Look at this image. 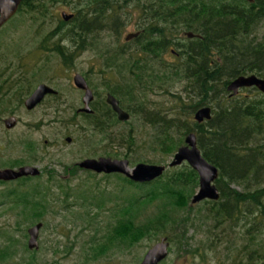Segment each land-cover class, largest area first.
Returning a JSON list of instances; mask_svg holds the SVG:
<instances>
[{
    "label": "trees",
    "instance_id": "16d2710c",
    "mask_svg": "<svg viewBox=\"0 0 264 264\" xmlns=\"http://www.w3.org/2000/svg\"><path fill=\"white\" fill-rule=\"evenodd\" d=\"M130 1L136 0H75L81 3V10L74 11L67 21L56 16L57 25L40 38L36 52L44 53L45 57L49 53L55 54L61 65L68 67L89 46L87 40L104 30L107 22L112 24V31L116 28L119 3ZM58 2L70 3L72 0H21L16 13H37L45 18ZM149 5L154 28L147 31L144 47L149 48L146 52L152 60L160 51L175 45L171 36L176 28L195 37L180 47L172 64L157 69L149 68L150 65L138 67L137 85L146 90L159 87L158 82L164 84L166 79L172 83L174 79L184 82L181 93L164 90L172 101L168 114L155 111L142 116L139 108L141 125L152 127L154 134L146 149L162 157L173 155L177 147L183 145L184 136L193 133L201 156L217 169L214 184L219 197L216 201H201L203 205L191 213L194 204L187 203L197 186V175L185 163L167 168L160 177L147 183H136L115 174L124 187L135 191L123 201L107 232L98 239L91 238L93 248L89 250L92 256L99 257L111 248L126 250L158 235H163L167 242L176 241L180 245L182 240L184 243L189 240L185 237L188 229L199 233L201 228L204 245L213 248L227 240L226 229L233 232L232 228L238 225L251 241V248L243 249L246 260L240 258L234 264H264V94L252 87L243 88L252 90L253 95L238 98L237 94L230 96L225 90L236 76L253 74L264 78V34L258 40L255 34L256 26L264 20V0H253L252 3L245 0H151ZM33 18L37 19L36 16ZM40 66L42 68L43 64ZM109 66L113 67L115 63H109ZM128 89L124 98L134 95L133 89ZM141 96L140 93L137 96L140 104L143 102ZM93 106L92 116L83 118L89 117L87 124L98 133L110 134V128L102 124L105 119L111 123L104 104L97 99ZM204 106L210 108V119L196 123L192 115ZM132 133L128 131V140H125L129 150L134 144ZM31 179L37 177H23L14 182L24 185ZM49 182L54 184L53 180ZM5 183L0 181V184ZM232 185L240 189H232ZM33 190L36 195L20 193L14 201L19 205L18 215L29 222L38 221L46 212L49 194L46 185L41 190L37 187ZM98 191L103 193V189ZM39 192L42 193L39 195ZM24 250L28 252L26 248ZM196 251L194 248L192 253ZM15 252L11 243L0 248V263H12Z\"/></svg>",
    "mask_w": 264,
    "mask_h": 264
},
{
    "label": "rangeland",
    "instance_id": "374dc122",
    "mask_svg": "<svg viewBox=\"0 0 264 264\" xmlns=\"http://www.w3.org/2000/svg\"><path fill=\"white\" fill-rule=\"evenodd\" d=\"M149 3L151 0L119 3L116 28L114 27L112 31V24L107 22L104 30L87 40L90 43L89 46L80 52L68 67H63L55 54L49 53L45 57L44 53L36 52L35 48L38 47L40 38L55 28L60 13L73 14L74 11L81 10V3H76L75 0L70 3H54L45 18L37 13L27 14L21 11L15 13L11 21L0 29V73H3V70L7 71V66H10V73H18V76L20 73L26 75V73H32L31 70L36 65L38 67L37 82L53 86L59 93L58 100L47 99L41 109H37L30 115L25 114L21 106L15 109L17 117H21L26 123L41 117L42 160L35 165L39 170L37 179L26 181L24 185L14 181L0 184V248L11 243L16 251L12 263L9 261L0 264H16V262L18 264H139L145 251L163 237L158 235L151 239H144L126 250L111 248L99 257L92 256L89 250L93 248L91 238L98 239L107 232L114 223L117 210L127 199L128 194L135 189L124 187L123 182L116 175L107 177L94 173L90 175L87 171L74 166L90 153L93 157H110L114 156L115 152L118 155L117 158L123 154L128 155L129 167L137 163L167 165L171 159L172 155L162 157L146 149L150 145L151 136L154 135L153 129L148 125H141L143 123L141 119L139 120L141 115L136 110L126 123L110 127L108 131L110 134L98 133L87 124L88 121L85 118L73 115L77 108L82 107L81 93L71 85V78L75 74L88 78V83L95 92V99L104 95L106 86L115 89L114 85L119 84L125 92L129 91L128 88L133 91L135 89L136 93L142 92L147 100L160 101L159 106L153 103L155 104L153 111L159 108L168 114L172 101L164 90L170 93H181L184 82L174 79L172 83V80L166 79L164 84L158 82V90L156 87L151 90L133 87L129 67L132 68L136 59L139 63L141 61L146 62V65L149 63V68L156 69L162 65L172 64L176 57L170 51L178 54L176 46L182 47L189 44V39H185L181 29L176 28L171 36L175 45H170L163 52L160 51L154 58L155 61L150 58L148 52L140 50L143 43L141 39L137 42L133 39L125 42V35L134 33L139 25L144 26L148 22L152 24L150 20L145 23L140 22L144 19L141 16L150 18L152 15L146 11L142 13L141 6ZM34 16L37 19H34ZM63 29L65 30L66 27ZM255 29L256 40H258L264 34V20L260 21ZM106 49L109 51L106 52ZM212 57L214 60L215 57ZM114 58L117 60L113 61ZM112 62L115 66L110 67L109 63ZM41 64H43L42 68ZM18 65L23 66L21 69H25L26 73L18 69ZM103 68L106 69L107 74ZM19 78L12 79L17 81ZM237 95L238 98L251 97L253 91L240 89ZM121 101L123 107H130L132 102H138L133 95L121 98ZM138 104L142 105L139 102ZM14 105L15 102H11L10 109ZM30 118L32 120H29ZM130 130L133 131L134 139L131 150L128 149L127 143L125 144V140H128L127 132ZM22 131L23 128L17 127L8 135L12 138L17 137L22 134ZM37 134L33 132L32 138H37ZM8 135L4 136L0 130V169L14 168L13 164L25 157L20 145L14 142L11 145H5L4 141ZM108 135L111 137L110 140ZM65 137H70L69 143L64 141ZM120 142H124V145H120ZM28 165H34V163ZM49 180H53L54 184L52 185ZM45 185L49 188L45 202L46 212L38 221L22 220L18 215L19 205L14 201L18 199L20 193L28 196L36 195L34 187L41 190ZM231 188L240 189L234 185ZM100 189H103L101 194L98 191ZM196 189L197 186L191 191L189 202ZM41 193L39 192V195ZM115 204L118 206L114 207ZM187 204L190 205V203ZM202 205L201 202L191 205L193 206L190 209L191 213ZM147 212L148 210L145 213ZM38 222L41 223V228L37 236V249L29 250L26 246L28 239L26 230ZM232 229L233 232L226 229L227 240H222L220 245L213 248L204 245L206 243L203 242L204 236L201 233L203 228L199 233L188 229L185 237L189 240L185 241L186 243L182 240L178 245L176 241L173 243L168 241L167 256L161 264H229V262L234 264L237 259L246 260L247 256L242 255L243 249L248 251L251 248V241L246 235L244 236L243 229L238 225ZM23 247L34 254L26 252ZM194 248H197V251L192 253Z\"/></svg>",
    "mask_w": 264,
    "mask_h": 264
},
{
    "label": "water",
    "instance_id": "95a60500",
    "mask_svg": "<svg viewBox=\"0 0 264 264\" xmlns=\"http://www.w3.org/2000/svg\"><path fill=\"white\" fill-rule=\"evenodd\" d=\"M252 3L253 0H245ZM21 0H0V26L7 22L16 13ZM62 21H67L71 14L60 13ZM136 34H129L124 37L125 41L134 37ZM185 36L191 37L190 33ZM74 87L83 91L81 98L82 107L78 112L88 113V103L91 101V92L87 88L84 79L79 74L72 77ZM255 88L258 92L264 94V78L256 77L253 74L245 76H236L231 79L225 87V90L230 96H235L238 90L243 88ZM55 91L45 85H39L35 91L24 101L26 109L32 108L37 104L45 94H54ZM106 103L110 105L112 110L117 114L119 120L127 118L126 113L117 107L116 100L110 96H106ZM211 112L209 107H200L196 109L192 115L193 121L201 123L210 119ZM12 120H6L8 125ZM185 163L197 175V189L190 198V204H196L203 200L216 201L219 197L214 181L217 178V169L212 164L208 163L200 154L196 147L195 136L193 133H188L184 136L183 145L177 147L167 165H155L137 163L129 167L126 159H109L100 157L98 159H84L77 164V167L82 170L90 171L96 174H118L126 179L136 183H147L162 175L167 168H172ZM39 175V170L35 167L23 166L16 169H0V181L10 182L23 177H36ZM41 228V223H36L26 230L27 234V249H37V236ZM168 242L165 237H161L143 254L139 264H158L167 256Z\"/></svg>",
    "mask_w": 264,
    "mask_h": 264
},
{
    "label": "flooded vegetation",
    "instance_id": "af4514ba",
    "mask_svg": "<svg viewBox=\"0 0 264 264\" xmlns=\"http://www.w3.org/2000/svg\"><path fill=\"white\" fill-rule=\"evenodd\" d=\"M149 6H150L149 4H146L144 6H141L142 13H144V11H146L147 13H150V8H148ZM141 17L144 18V19H143V21H140V20L139 21L141 23H145V22H147V21L150 20V18L152 17V15H150V18L145 17V15L144 16H141ZM9 20H11V18ZM7 22H5L2 26H0V29L2 27H4ZM150 22H152V20ZM150 28H154L153 23L150 24L148 22V23H145L144 26L143 25H139L134 33H129V34H136V35L134 37L130 38L128 41H130V40L133 39L135 42H137V41H139V39H141L142 40L141 42H143V43L141 45L142 47L140 48V50L141 51H147V50H149V48L144 47V44H145V42L148 39V32L147 31H149ZM186 33H190V32H183V36H184L185 39H189L190 40V39H193L195 37L192 33H190L192 35L191 37H187V36H185ZM129 34H127V35H129ZM127 35H125V36H127ZM125 42H127V41H125ZM177 46H179V45H177ZM177 49L178 50H181L180 46L177 47ZM137 51H138V48H137ZM170 52L174 56L177 55V54H175V51H170ZM139 65L140 66H143V67H148L149 63L146 65V62H142L141 61L139 63L137 61V59H136V61H134V65L132 66V69L130 71V76H131L132 81H133L132 82L133 83V87H138L137 82H138V67H139ZM22 67L23 66L18 65V69L22 70L21 69ZM9 69H11V67L10 66H7V71L6 70L5 71L3 70V73H0V130H1V132H3V135L6 136L10 132L14 131L17 127L23 128V131H22V134L21 135H19L17 137H13V138L10 135H8L7 136V139L4 142H5V145H11L12 142H14V144L20 145L22 147V151H23V153L25 155V157H23L22 160H18V161H16L13 164V167L14 168H10V169H16V168L23 167V166H30V167L37 168L35 165L38 164L42 160V144H43V140H42V136H41L42 119L40 117L38 119H35L34 121H31L30 123H26V121H23L21 117L20 118L17 117V113H15V109H16V107L19 108L21 106L22 111L25 112V114L30 115L33 112H35L37 109H39V108L41 109L42 104L47 99L54 100L55 98H57L55 100H58L59 99V93L57 92V90H56L55 87L49 86L48 84H44L42 82H39V83L37 82V80H36V77H37L36 72L38 71V69H37V66L36 65L33 66V69L31 70L32 73H30V74H27L25 72L26 71L25 69H23L22 71L25 72L26 75L19 72L21 77L18 76V73L17 74L16 73L15 74L10 73V70ZM103 69H104V72L107 74L106 69L105 68H103ZM117 75L118 76H121V74H117ZM13 77H16V78H19L20 77V78H19V80L16 81L15 79H12ZM82 78L84 79L87 88L91 92L92 99L88 103V108H89L90 112H88V113L78 112V109L81 108L80 107V108H77L74 111V114L73 115H75V116H81V117H83V116H92V114L95 111V107L93 106V103L97 99H95V92L93 91V89L91 88V86L88 83V78L87 77H83V76H82ZM39 85H45V86L49 87L50 89H52L53 91H55V93L54 94H45L41 98V100L37 104H35L32 108L26 109L24 107V104H23L24 101L35 91V89ZM71 85L79 93H81V98H82L83 91L80 90V89H77L76 87H74V85L72 83V78H71ZM13 86H14V88H12ZM114 87H115V89H111V86H109V87L106 86L105 89H107V90H105L104 91V95H102L99 98V102H102L104 104V106H105L104 108L107 111V114L109 115L110 121H111V123H109V122H107V119H105L102 122V124L105 123V126L106 127L108 126L110 128V127H113V125L116 126L119 123H126L129 120V118L131 116H133L134 110H136L137 113H139V108L141 110V115L142 116L144 114H146V116H148V115H150L151 113H153L155 111H159V112L161 111L157 107H156L157 109H155L153 111V108H155V104L153 105V103H157L158 106H159L161 104V102L160 101H156L155 102L154 100H147L146 98H144V95H143L142 92L140 93V94H142L141 97L143 99V102L141 103L142 104L141 106L138 104V102H134L130 107H123V105L121 103L122 102L121 101V98H124L125 97V94H128L129 91H127V92L123 91L122 88H121V86L119 84H115ZM156 89L158 90L159 87H157ZM115 91H117V92L115 93ZM132 94H134L133 96L135 98H138L137 96H139V93H136L135 92V89L132 92ZM107 95L112 96L116 100V102H117V107L121 111H123L124 113H126L127 118L125 120H119L117 118V114L112 110V108L110 107V105L108 103H106V96ZM118 95H120V96H118ZM81 98H80V101H81ZM11 102H15V105L13 106L12 109H10V107H9V105H10ZM54 110H56L55 107H54ZM53 112H55V111H53ZM109 117H108V119H109ZM88 118L85 117L86 120H89ZM8 119L9 120H12V121L9 122L8 125H7L5 123V121L8 120ZM29 120H32V118H30ZM33 132L34 133H38L37 134L38 137L35 138V139L32 138V133ZM129 132H131V130ZM70 140H71L70 137H65L64 138V141L66 143H69ZM117 156L118 155L115 152L114 153V156L112 155L110 157H105V158L117 159V160H121L120 158H122V159H126L128 161V159H127L128 156L127 155H124V154L123 155H120V158H117ZM100 157H103V156L93 157L92 156V153H90V155L89 156H86V158H84V159H98ZM84 159H82V160H84ZM82 160H80L79 162H81ZM79 162L75 163L74 166L77 167V164ZM30 163H34V165H28ZM128 164H129V161H128ZM3 169H5V168H3ZM80 170H82V169H80ZM84 171H86V170H84ZM87 172H90V171H87ZM90 173H92V172H90ZM94 174H96V173H94ZM100 174H102V173H100ZM102 175L103 176H106V175H115V174L114 173H111V174H102ZM161 262H159L158 264H161Z\"/></svg>",
    "mask_w": 264,
    "mask_h": 264
}]
</instances>
